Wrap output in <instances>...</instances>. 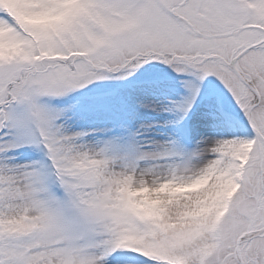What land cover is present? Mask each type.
Instances as JSON below:
<instances>
[{
	"label": "snow or ice",
	"instance_id": "obj_1",
	"mask_svg": "<svg viewBox=\"0 0 264 264\" xmlns=\"http://www.w3.org/2000/svg\"><path fill=\"white\" fill-rule=\"evenodd\" d=\"M0 264H264V0H0Z\"/></svg>",
	"mask_w": 264,
	"mask_h": 264
}]
</instances>
